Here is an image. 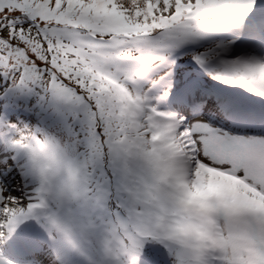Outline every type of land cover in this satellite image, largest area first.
Returning a JSON list of instances; mask_svg holds the SVG:
<instances>
[{"label": "snow or ice", "instance_id": "snow-or-ice-1", "mask_svg": "<svg viewBox=\"0 0 264 264\" xmlns=\"http://www.w3.org/2000/svg\"><path fill=\"white\" fill-rule=\"evenodd\" d=\"M245 21L264 48V0H0V106L40 117L0 111V264H264V208L196 195L214 177L264 198V109L171 66L210 39L191 59L264 98V57L223 36ZM205 215L211 235L187 223Z\"/></svg>", "mask_w": 264, "mask_h": 264}, {"label": "rangeland", "instance_id": "rangeland-1", "mask_svg": "<svg viewBox=\"0 0 264 264\" xmlns=\"http://www.w3.org/2000/svg\"><path fill=\"white\" fill-rule=\"evenodd\" d=\"M234 30L236 31L237 34H240V35L242 34L243 37L241 38V40L236 41V45L234 47L233 53L229 54L230 57L239 56V55H254L256 57H264V48H261L258 43L254 42L251 39L250 26L248 25L247 21H245V25L243 27L235 28ZM230 32L231 31L226 32V33H230ZM202 49L203 48H201V47H199V48L194 47L193 50L195 51V50H202ZM176 54L178 55L179 60L177 63L174 64V67H177V68L180 67L178 69L180 71L179 72L180 74H182L181 71L190 72V71L198 70L201 68L198 64H196L191 59H183V60L180 59V58H186L188 56H192V54L190 55L189 52H185V54L184 53H180V54L176 53ZM183 64H185L184 67H182ZM208 76H210V75H208ZM210 78L212 79L211 84H213V85H211L210 83L207 85L205 84V88H206L205 94H206L208 101H212L213 103L218 102V100H216V97H215L217 95V90L215 88H213V87H215V84H216L217 88L220 89L223 92V94H225V95H233L236 93V91H237L236 89L230 91V89H234L235 86L221 83L220 81H217V80L213 79L212 77H210ZM244 93H245V95H247V97L249 99L254 98V100H256V102H254L253 100H250V102L256 103L255 108L258 109V111L261 109H264V98L256 96L248 90H246ZM257 99H259V101ZM207 106H208L207 103H205L204 107L206 108ZM165 107H169V108H173V109L176 108V107H172L171 98L169 99V102L165 105ZM2 108H3V106L2 107L0 106V111H2ZM239 108L244 109V110L247 109L249 112L253 111V109H255V108H251V106H249L247 104L245 106H239ZM189 111H191V109H189ZM221 114L222 113H220V117L223 118L224 115H221ZM16 120H19V119L16 118ZM20 121H24V120H20ZM226 123H228V122L226 121ZM228 124L231 125L232 123H228ZM243 129H244V131L248 132L249 134H256L260 131L258 126H254V125H250V124L244 125ZM14 163L15 162H13V164ZM6 171L12 172V175L6 181V183L9 186L8 191L11 194H18L25 199L28 196L32 195V190L35 186V182L33 181V179L31 177L26 178L24 176H20V170L16 169L15 171H13L12 166H10L9 169H7ZM17 177H19V179ZM208 188L213 189V193L215 195H228V196H231L238 203L251 204V205H254V206L259 207V208H264V198L251 199L248 197L246 192L240 190L239 188L235 187L234 185L224 184V183L216 180L214 177H209L205 183L204 189L199 191L196 194L197 195L203 194V192L207 191Z\"/></svg>", "mask_w": 264, "mask_h": 264}, {"label": "clouds", "instance_id": "clouds-1", "mask_svg": "<svg viewBox=\"0 0 264 264\" xmlns=\"http://www.w3.org/2000/svg\"><path fill=\"white\" fill-rule=\"evenodd\" d=\"M174 221L176 217L172 218ZM223 219L215 215H205V216H192L188 219L187 223L191 225H197L204 229L206 233L211 235V233L223 224Z\"/></svg>", "mask_w": 264, "mask_h": 264}, {"label": "trees", "instance_id": "trees-1", "mask_svg": "<svg viewBox=\"0 0 264 264\" xmlns=\"http://www.w3.org/2000/svg\"><path fill=\"white\" fill-rule=\"evenodd\" d=\"M215 38H218V37H213V39H215ZM210 42H211L210 39L209 40H204L201 47L206 46ZM195 43H198V42H195ZM192 45H193V43L186 44L183 47H181L179 49H176L174 51V53L177 50H180V49H188V50H191ZM2 111L7 112L9 116H11V117L14 116L15 118H18L19 120H25V117H30L31 118V122H33V123H35V122H37V121L40 120V117L37 116V114L35 112L24 111L23 109H10L8 107H3L2 108ZM200 198L204 199L205 197L204 196H201Z\"/></svg>", "mask_w": 264, "mask_h": 264}]
</instances>
